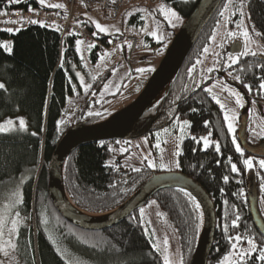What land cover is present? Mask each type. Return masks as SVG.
<instances>
[{
  "label": "trees",
  "instance_id": "obj_1",
  "mask_svg": "<svg viewBox=\"0 0 264 264\" xmlns=\"http://www.w3.org/2000/svg\"><path fill=\"white\" fill-rule=\"evenodd\" d=\"M224 1L209 16L161 99L140 117L133 129L136 134L147 135L149 119L155 114H181L183 121L189 122L186 127L192 136L184 138L180 144L176 171L197 181L214 204L216 228L207 264H219L228 254L234 241L229 237L241 236L240 244L252 238L258 249L264 247V237L254 223L250 207L252 186L257 201L264 206V170L259 169L256 175L247 174L243 159L249 154L241 149L229 131L225 109L204 94V86L194 90L196 63L210 41ZM158 2L175 11L184 21L198 0ZM38 4L37 0H19L18 3L0 0V11ZM153 5L135 6L153 12ZM135 6L124 9L120 17L130 13ZM245 8L249 23L264 40V0H246ZM129 21L143 23L139 13L130 14ZM82 25L93 35L95 33L94 37L100 42L89 52L95 63L101 48L109 44V39L117 40V36L98 32L89 21ZM4 39L10 41L9 51L2 46ZM80 68L76 38L72 35H66L60 45L59 34L49 27L28 26L14 33L0 30V81L5 86L0 89V119L17 112L25 113L27 119L23 130L0 132V201L23 186L20 205L23 223L16 240L18 258L21 264H70L69 260L75 264H163L159 251L153 248L150 236L136 216L137 210L112 228L87 231L68 223L51 203L48 166L59 139L73 126L91 125L110 114L97 115L95 112V92L105 81L96 79L92 82V92L85 95L72 123L60 128L58 122L69 108L67 97L74 91L81 95L82 87L74 72ZM228 68L240 78L238 86L245 96L263 106L264 90L259 86L264 82V57L241 56ZM159 128L162 126L156 127L155 124L151 130ZM204 136L209 139L207 147H203L200 141ZM117 141L90 143L69 154L63 173L64 187L71 202L81 211L110 212L151 176L152 170L147 167L136 171L108 164L112 156L110 142ZM237 146L241 151L237 152ZM233 164L236 172L232 171ZM225 177H228L227 181ZM153 197L177 232L182 264H189L201 230L196 201L193 203V197L175 188L162 189ZM233 220H236V227L232 225ZM74 254L77 256L72 257ZM259 254V251L253 252L243 264H261L256 259ZM238 259L236 257L234 261Z\"/></svg>",
  "mask_w": 264,
  "mask_h": 264
},
{
  "label": "rangeland",
  "instance_id": "obj_2",
  "mask_svg": "<svg viewBox=\"0 0 264 264\" xmlns=\"http://www.w3.org/2000/svg\"><path fill=\"white\" fill-rule=\"evenodd\" d=\"M245 1L246 0L224 1L220 8L223 15L220 13V18L213 30V32L215 31L216 33L215 39H210L205 46L209 51L205 53L203 50L200 59L196 63V80L198 84L204 81L206 88L211 89V95L219 99L220 104L225 106L224 117L227 112L230 118L226 121L227 127L228 123L231 122L234 128V131L231 133L235 136L237 141V134L242 117L245 118L248 143L255 146L261 142V138L264 136V105L260 107L255 99L245 96L238 86L239 81L234 78L236 76L228 68L229 65L233 64L228 59L229 55H237L244 52L246 46L248 49L247 55H253L252 53H255V56L264 57V40H261L259 36L256 35V30L253 31L254 28L249 23ZM38 3L40 4L39 0ZM225 4L229 5L227 9L224 7ZM48 5H55L53 0H45V4L42 6L49 9L56 8L49 7ZM161 5L160 2L154 4L152 6L153 12H150L149 9L135 6L130 13L112 19L104 18L100 10L96 7H86L81 2L76 4L75 15L77 21L81 24L85 21H89L98 32L104 35L117 36V45L115 47L104 46V50L99 53L98 60L93 63L89 57L90 49L93 47L89 48V45L96 46L97 43H89L77 39L81 41V43L77 45L76 40V51L79 48L77 54L80 59L81 68L74 72L76 73L78 84H80L83 90L80 96L77 94L73 97L71 104H69L68 112L60 120L62 121V123H60V128L72 123L77 115L79 107H81L85 101V95L88 91H90V93L92 92V82L94 80L96 81V79L105 80L95 92L97 101V107L95 108L96 113L110 112L111 114L125 108L136 98L147 82L151 72L162 58L174 31H177L183 22L181 18L178 21L173 19L170 24L169 21L165 19L164 15L159 13L160 11L156 13V10H160ZM136 13H139L140 19L143 20V23L140 25L129 21L130 14ZM93 21L99 23L102 27L106 28L107 31H99ZM226 30L236 32L237 36L228 39ZM245 30L249 33L248 41L240 34ZM153 32H156L157 35L153 36ZM129 36H131L133 41L134 52L131 58L127 60L123 53V46H126L125 44L130 41L128 39ZM5 44L8 45L7 49L4 47L5 50L9 51L11 46L10 41L4 39L2 41V46ZM154 44L156 46L155 48H153ZM220 45L223 46L221 47ZM236 45H239L240 49L232 51L231 48ZM105 53H107V55H104ZM241 56L245 55H239L238 59ZM210 68L213 70L208 71ZM138 69H144V71H137ZM0 83L3 84L2 81H0ZM85 85L89 87L86 89L84 87ZM105 85H107V87H105ZM231 92H238L240 94L243 106L236 104V97L232 95ZM76 93L77 91H74V94ZM233 116L235 119H231ZM20 118H23L25 121V129L27 119L23 112L6 115L0 119V123L11 119L13 125L10 126V130L7 132L23 130L19 127ZM183 122L184 121L181 120L170 126L166 125L162 128L155 129L152 134L110 142L112 156L108 159V164L119 165L125 169L147 167L151 169L152 172H156L157 170L160 172L176 171L177 155L180 151V144L184 138L192 136L186 125H183ZM181 127H183V131H181ZM165 129H167V131H165ZM205 137L206 136L201 137L200 140L203 147H205V142L202 138ZM207 140L209 142V139ZM158 143L159 147H156ZM246 159L252 161L251 168L245 165L248 175H256L259 169L264 170V168H261L259 165V161L264 160V157L248 155L244 157L243 161ZM150 162L154 164L155 167H150ZM161 163L166 165V167L161 168ZM16 192H19L20 203L15 204L10 210L5 211V206L16 199V197L12 195ZM22 200L23 186H19L15 192H10L6 198L0 201V215H3L6 221L4 235L0 238L4 242L11 239L12 242L16 244L19 227L23 223L20 206ZM153 201L155 203H152ZM141 208L144 209L143 217H141L140 214ZM256 210L264 221V206L261 202L256 201ZM16 213H19L17 232L10 237L8 229L11 227V221L17 219ZM136 216L150 236L152 244L159 246V253L163 264L165 255L168 256L170 264H182L177 232L159 207L156 198H150L144 205L137 209ZM165 239L168 241L167 246L164 244ZM232 243H235V241ZM248 248L249 245L247 243H238L236 250L230 247L227 254L229 255V260L234 261V259L238 257L237 253L239 250H247ZM8 251L10 254L9 257L5 258L0 254V260L6 259L7 264H21L16 254V248H9ZM68 256L71 257L70 254H68ZM73 256L77 255L74 254L72 257ZM85 260L87 259L85 258ZM69 263L75 264L70 260ZM84 264L90 263L84 262Z\"/></svg>",
  "mask_w": 264,
  "mask_h": 264
},
{
  "label": "water",
  "instance_id": "obj_3",
  "mask_svg": "<svg viewBox=\"0 0 264 264\" xmlns=\"http://www.w3.org/2000/svg\"><path fill=\"white\" fill-rule=\"evenodd\" d=\"M221 1L198 0L191 14L173 34L162 58L151 72L142 90L129 105L94 124L73 126L61 136L49 161L48 195L55 210L68 223L87 231L106 230L123 222L158 191L166 188L179 189L190 194L200 206L201 230L189 264H207L215 234L216 212L209 194L190 176L180 171H153L151 176L119 207L110 212L95 214L98 215L96 217H88L75 211L64 201L63 194L67 193L64 187L63 173L69 154L80 146L103 141L125 140L142 134L133 132L137 121L161 99L209 16ZM124 49L125 46H123V53ZM238 49H240L239 45L231 48L232 51ZM157 98L158 100L155 102ZM113 115V121L103 125L104 120ZM237 138L246 153L264 157V140L255 146L248 143L246 120L243 117ZM256 201V192L252 186L251 213L257 229L264 237V221L256 210Z\"/></svg>",
  "mask_w": 264,
  "mask_h": 264
},
{
  "label": "built area",
  "instance_id": "obj_4",
  "mask_svg": "<svg viewBox=\"0 0 264 264\" xmlns=\"http://www.w3.org/2000/svg\"><path fill=\"white\" fill-rule=\"evenodd\" d=\"M55 4L64 5L63 8H57L56 11L47 9L43 6L24 5L17 9H4L0 13V30L14 33L28 26H44L54 29L60 37V45L66 35H72L76 39L85 42H99L90 30L79 23L75 15V6L82 3L86 7H96L100 10L104 18H119L124 10L130 6L141 5L150 6L159 0H53ZM31 9V11L29 10ZM38 21V23H30L29 21ZM6 21H23L17 23H8ZM12 29V31H8ZM110 47H115L117 41L115 39L108 40ZM100 43V42H99ZM104 48H101L103 51ZM73 96L67 98V102L71 103Z\"/></svg>",
  "mask_w": 264,
  "mask_h": 264
},
{
  "label": "snow or ice",
  "instance_id": "obj_5",
  "mask_svg": "<svg viewBox=\"0 0 264 264\" xmlns=\"http://www.w3.org/2000/svg\"><path fill=\"white\" fill-rule=\"evenodd\" d=\"M14 2L18 3L19 0H14ZM39 2H40L41 5L45 4V0H39ZM113 2H115V0H113ZM48 6L49 7H56V8H63L64 7V5H62V4H55V5H48ZM228 6H229L228 4H225V6H224L225 9H227ZM29 10L31 11V9H29ZM160 12L164 15L165 19H167L170 24L172 23L173 19H175L177 21L180 19V17L177 15V13L175 11H173L170 8L166 9L164 5L160 6ZM0 14H2V13H0ZM221 15H223V12H221ZM6 22H8V23H17V22H23V21H6ZM29 22L30 23H38V21H35V20L29 21ZM93 23H95V26H96V28L99 31H101V32L107 31V29L102 27L99 23H96L95 21H93ZM238 27H239V25H238ZM8 31H12V29H8ZM253 31H255V29H253ZM240 34L245 38L246 41H248L249 33L246 30L241 32ZM94 35H95V33H94ZM152 35L156 36L157 34H156V32H153ZM256 35H261V33H256ZM215 36H216V33L214 31L213 35H212V37H210V39L214 40ZM226 36H227L228 39H232V38H235L237 36V33L226 30ZM225 42H227V41H225ZM80 43H81V41L77 40V45H79ZM94 46L95 45H89V48L94 47ZM129 46H131V45H129ZM220 46L222 47L223 45H220ZM3 47H5L7 49L8 45L5 44V45H3ZM77 51H79V48L77 49ZM208 51H209V49L207 47H205L204 48V52L207 53ZM247 54H248V49H247V46H246L244 52L239 53L237 55H229L228 59L233 64H235V63L238 62V56L239 55H247ZM252 54L255 55V53H252ZM104 55H107V53H105ZM217 55H218V53H217ZM212 70L213 69H211V68L208 69V71H212ZM137 71H141L142 72V71H144V69H138ZM189 71L191 72L192 69H189ZM234 78L237 79V80L240 79L238 76L234 77ZM4 87H5L4 84L0 83V89H2ZM84 87L87 89V87H89V86L85 85ZM105 87H107V85H105ZM245 87L249 88V90H251L249 85H245ZM259 87H260L261 90H264V82H262ZM206 91L211 92V89H206ZM231 94L236 97V100H235L236 104L239 105V106H243L242 105V97L240 96V94L238 92H231ZM213 98L216 99L215 96ZM216 102L218 104H220L219 99H216ZM220 107L223 109L225 106L223 104H220ZM97 115H99V113H97ZM229 119L230 118H229V116H228V114L226 112L225 113V120L228 121ZM231 119H235V117L233 116ZM59 123H62V121L58 122V124ZM188 124H189L188 121H184L183 122V125H188ZM206 124H207V122H206ZM12 125H13V121L11 119H8V120L4 121L3 123H0V132L9 131L10 130V126H12ZM19 127L21 129H24V127H25V121L23 120V118L19 119ZM228 129H229L230 132L234 131V128H233V125H232L231 122L228 123ZM165 131H167V129H165ZM181 131H183V127H181ZM33 135H35V133H33ZM157 135H159V134H157ZM202 139H204L205 147H207V145H208L207 138L205 137V138H202ZM156 147H159V143L156 145ZM236 150H237V152L241 151L239 146H237ZM217 151H219V147L218 146H217ZM244 164L248 168L252 167V161L250 159L244 160ZM259 165H260L261 168H264V160L259 161ZM149 166L150 167H155V165L152 164L151 162L149 163ZM178 166L179 165L177 164V167ZM160 167L164 168V167H166V165L161 163ZM135 170L139 171V169H135ZM232 171L233 172L237 171V168H236L235 164L232 165ZM224 179L227 181L228 177H225ZM12 195L15 196L16 199L5 206V211L10 210L12 207H14L15 204L20 203L19 192L13 193ZM152 203H155V202L153 201ZM193 203H195L194 198H193ZM195 207L197 209H199L200 206H199V204H195ZM140 214H141V217H143V215H144V209L143 208L140 209ZM158 215H159V213H158ZM16 216H17V219H13L11 221V227L8 229V234H9L10 237L17 232V225L19 223V219H18L19 213H16ZM237 219H239V217H237ZM5 224H6V221H5L4 216L0 215V238H2L3 235H4ZM232 225H233V227L237 226L236 225V220L232 221ZM198 227H199V225H197V228ZM242 239L243 238L241 236H239V235H237L235 237H229L230 241H233V240L235 241V243L231 244V247H232L233 250L237 249L238 243ZM167 243H168V241H167V239H165L164 240L165 246H167ZM247 244L249 245V248L247 250L241 249V250L238 251L237 255H238L239 259L237 261H230L229 260V255H225L223 257V259L219 262V264H243V261L246 258L250 257L252 255V253L256 252V251H259V253H260L259 256L256 257V259H258L261 262V264H264V248H259L258 249L255 241L252 238H249L247 240ZM16 247H17V245L15 243H13L11 239H9L7 242H4V241H2V239H0V254H2L3 257L8 258L9 255H10L8 249L9 248L15 249ZM153 248H155L157 251H159V246L158 245L154 244ZM165 251H166V247H165ZM0 264H7V260L6 259L5 260H0ZM77 264H80V262H77ZM164 264H170V261H169V258H168L167 255L164 256Z\"/></svg>",
  "mask_w": 264,
  "mask_h": 264
},
{
  "label": "flooded vegetation",
  "instance_id": "obj_6",
  "mask_svg": "<svg viewBox=\"0 0 264 264\" xmlns=\"http://www.w3.org/2000/svg\"><path fill=\"white\" fill-rule=\"evenodd\" d=\"M128 39L130 40L127 44H125L126 46H125V49H124V55L126 56V59L127 60H129L130 58H131V55H132V53L134 52V48H133V41H132V38H131V36H129L128 37ZM157 43V42H156ZM129 45H131V46H129ZM156 46H155V44H154V47L153 48H155ZM131 49H133V52L131 51ZM201 86H204V88H203V91L205 92L204 94L207 96V97H212V99L214 100V102H216L215 101V99L213 98V96L211 95V93L210 92H208V91H206V86H205V82L204 81H202L201 83H197L196 84V86H195V89L194 90H198V88H200ZM194 90H192L191 91V96H193V94H192V92H194ZM190 96V95H189ZM256 101V103H258V105L261 107L262 105L260 104V102H258L257 100H255ZM217 103V102H216ZM220 105V104H219ZM181 120H183L182 118H181V114H176V115H173V116H171L170 114H164V115H158V114H155V115H153L152 117H150V119H149V123H148V128H150L149 129V131L147 132V135L148 134H152L153 133V131L154 130H151L152 128H155V124H156V127H158V126H162V127H164V126H166V125H172V124H174V123H176V122H178V121H181ZM264 140V139H263ZM263 140H261V141H263ZM124 172H126V171H124Z\"/></svg>",
  "mask_w": 264,
  "mask_h": 264
},
{
  "label": "bare ground",
  "instance_id": "obj_7",
  "mask_svg": "<svg viewBox=\"0 0 264 264\" xmlns=\"http://www.w3.org/2000/svg\"><path fill=\"white\" fill-rule=\"evenodd\" d=\"M161 95V94H160ZM160 97V96H159ZM158 97V98H159ZM158 98L155 100V102L158 100ZM114 119V115L113 116H110L108 117L106 120H104L103 122V125H106V124H109L110 122H112ZM64 196V201L66 202V204L70 207H72L75 211L79 212L80 214L84 215V216H88V217H96L98 215H95V214H88L86 212H83L81 210H79L72 202L71 200L69 199V197L67 196V194H63Z\"/></svg>",
  "mask_w": 264,
  "mask_h": 264
},
{
  "label": "crops",
  "instance_id": "obj_8",
  "mask_svg": "<svg viewBox=\"0 0 264 264\" xmlns=\"http://www.w3.org/2000/svg\"><path fill=\"white\" fill-rule=\"evenodd\" d=\"M16 254H17V252H16ZM18 256V255H17ZM20 260V259H19Z\"/></svg>",
  "mask_w": 264,
  "mask_h": 264
}]
</instances>
